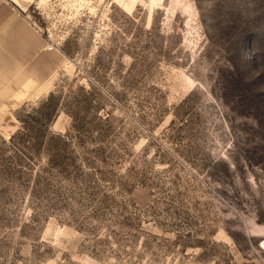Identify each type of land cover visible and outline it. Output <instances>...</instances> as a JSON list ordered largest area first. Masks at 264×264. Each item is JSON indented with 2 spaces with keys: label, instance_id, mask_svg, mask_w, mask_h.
<instances>
[{
  "label": "rangeland",
  "instance_id": "374dc122",
  "mask_svg": "<svg viewBox=\"0 0 264 264\" xmlns=\"http://www.w3.org/2000/svg\"><path fill=\"white\" fill-rule=\"evenodd\" d=\"M15 17L0 264H264V0H33Z\"/></svg>",
  "mask_w": 264,
  "mask_h": 264
},
{
  "label": "crops",
  "instance_id": "0c3cea01",
  "mask_svg": "<svg viewBox=\"0 0 264 264\" xmlns=\"http://www.w3.org/2000/svg\"><path fill=\"white\" fill-rule=\"evenodd\" d=\"M31 1L33 0H0V29L6 27V30L8 29L10 32L15 31V9L23 11ZM18 21L21 27L25 26L21 23L23 20L18 19Z\"/></svg>",
  "mask_w": 264,
  "mask_h": 264
}]
</instances>
